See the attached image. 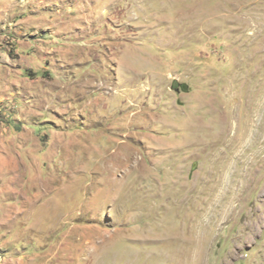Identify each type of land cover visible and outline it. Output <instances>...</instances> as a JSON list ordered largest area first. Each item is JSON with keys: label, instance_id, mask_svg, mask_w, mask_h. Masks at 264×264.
Wrapping results in <instances>:
<instances>
[{"label": "rangeland", "instance_id": "obj_1", "mask_svg": "<svg viewBox=\"0 0 264 264\" xmlns=\"http://www.w3.org/2000/svg\"><path fill=\"white\" fill-rule=\"evenodd\" d=\"M0 264H264V0H0Z\"/></svg>", "mask_w": 264, "mask_h": 264}, {"label": "flooded vegetation", "instance_id": "obj_2", "mask_svg": "<svg viewBox=\"0 0 264 264\" xmlns=\"http://www.w3.org/2000/svg\"><path fill=\"white\" fill-rule=\"evenodd\" d=\"M173 87H174L176 90H180V89H178V88H179L178 85H176V86L174 85ZM184 87H185V86H184Z\"/></svg>", "mask_w": 264, "mask_h": 264}]
</instances>
